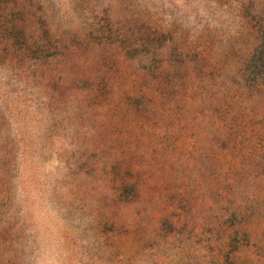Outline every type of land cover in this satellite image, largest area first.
<instances>
[{
  "label": "rangeland",
  "instance_id": "rangeland-1",
  "mask_svg": "<svg viewBox=\"0 0 264 264\" xmlns=\"http://www.w3.org/2000/svg\"><path fill=\"white\" fill-rule=\"evenodd\" d=\"M0 264H264V0H0Z\"/></svg>",
  "mask_w": 264,
  "mask_h": 264
}]
</instances>
